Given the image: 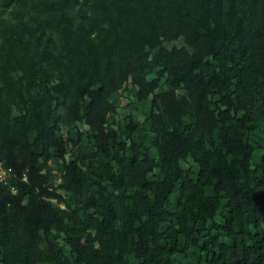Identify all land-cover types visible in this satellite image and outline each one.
Listing matches in <instances>:
<instances>
[{
  "label": "trees",
  "instance_id": "16d2710c",
  "mask_svg": "<svg viewBox=\"0 0 264 264\" xmlns=\"http://www.w3.org/2000/svg\"><path fill=\"white\" fill-rule=\"evenodd\" d=\"M0 160V264H264V0H0Z\"/></svg>",
  "mask_w": 264,
  "mask_h": 264
},
{
  "label": "built area",
  "instance_id": "2783aa9c",
  "mask_svg": "<svg viewBox=\"0 0 264 264\" xmlns=\"http://www.w3.org/2000/svg\"><path fill=\"white\" fill-rule=\"evenodd\" d=\"M12 174L11 167H5L2 161L0 160V182L6 183L9 176ZM23 178L26 179V175H23ZM15 190V189H13Z\"/></svg>",
  "mask_w": 264,
  "mask_h": 264
},
{
  "label": "rangeland",
  "instance_id": "374dc122",
  "mask_svg": "<svg viewBox=\"0 0 264 264\" xmlns=\"http://www.w3.org/2000/svg\"><path fill=\"white\" fill-rule=\"evenodd\" d=\"M187 35L189 36V33L188 32H187ZM190 40L193 42V39L192 38H190ZM123 77L124 78H127L128 76L124 75ZM158 100H159V102H161L162 101V98L159 96L158 97ZM162 117H163L162 115H157V119L158 120L162 119Z\"/></svg>",
  "mask_w": 264,
  "mask_h": 264
}]
</instances>
